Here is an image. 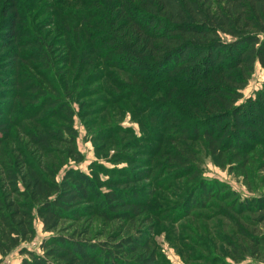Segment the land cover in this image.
Returning a JSON list of instances; mask_svg holds the SVG:
<instances>
[{
  "label": "trees",
  "instance_id": "trees-1",
  "mask_svg": "<svg viewBox=\"0 0 264 264\" xmlns=\"http://www.w3.org/2000/svg\"><path fill=\"white\" fill-rule=\"evenodd\" d=\"M88 6L83 18L96 25L89 35L94 32L98 38L100 56L113 57V68L163 94V100L152 106L158 109L156 121L169 119L180 129L167 131V140L180 146L203 138L218 164L226 155L239 158L256 153L264 173V83L253 96L244 95L257 67L264 70V0H88ZM18 18L14 10L0 19L4 32L0 53L13 46L0 57V147L24 95L36 103L29 108L36 112L49 104L47 93L25 87L21 80V50L29 40H19ZM37 50L50 67L46 47L38 43ZM59 104L64 106L62 101ZM41 125L36 124L38 129ZM77 135L74 127L64 125L62 130L36 135L34 143L47 150L64 146L79 160L81 155L74 149ZM132 148L128 145L124 152H116L115 161L139 164L141 157L128 154ZM187 149L168 152L157 177L162 179L167 168L172 170L168 174L196 180L187 192L184 210L202 209L210 197L222 196L231 200L229 208L235 213L255 215V224L264 223V196L242 198L220 183L213 189L200 178ZM146 164L118 171V179L107 180L95 171L89 175L72 168L58 182L49 165L28 163L20 155L17 170L0 179V261L34 237L35 211L51 236L42 241L41 254L23 249L22 255L29 258L22 264H157L151 227L98 243L80 225L91 214L107 222L140 218L146 208L143 197L126 188L149 180L152 161ZM153 182L160 185L162 180ZM153 186L145 195L153 192ZM152 223L146 217L145 225ZM223 241L231 249L233 263L228 264L264 263L263 235L244 231L238 239L223 236Z\"/></svg>",
  "mask_w": 264,
  "mask_h": 264
},
{
  "label": "rangeland",
  "instance_id": "rangeland-1",
  "mask_svg": "<svg viewBox=\"0 0 264 264\" xmlns=\"http://www.w3.org/2000/svg\"><path fill=\"white\" fill-rule=\"evenodd\" d=\"M14 10L19 16V40H29L28 46L21 50L24 58L21 80L26 83L25 87L47 93L49 104L38 107L36 112L29 109L36 103L30 102L27 95L18 104L10 134L0 147V179L8 171L17 170L20 155L28 163L49 165L58 182L72 168L89 175L95 171L103 180L118 179L121 176L118 171L143 168L151 160L149 180L126 188L141 193L145 213L136 221L113 222L91 214L80 225L89 230L92 241L104 243L111 236H127L151 227V249L157 254V264H228L233 263L231 249L223 236L238 239L244 231L264 236V223L255 224V215L235 213L229 208L231 200L222 196L210 197L202 209L184 210L187 192L195 179L168 174L172 170L167 168L162 170V179H157L161 177L160 168L167 161V153L188 148L200 178L213 189L220 183L242 198L264 196V173L256 153L242 154L239 158L226 155L218 164L203 138L180 146L167 140V131L180 129L169 119L156 121L158 109L153 110L152 106L163 100V94L144 88L131 74L113 68L110 65L113 57L100 56L95 45L98 38L93 37L94 32L89 35L96 25L83 18L89 10L88 0H0V19ZM3 33L0 30V37ZM38 43L46 47L51 57L50 67L37 50ZM10 49L13 46L1 52L0 57ZM263 83L264 70L257 67L244 91L245 98L262 89ZM57 99L61 100L54 105ZM61 101L63 107L59 104ZM38 121L42 123L40 129L36 126ZM64 125L74 127L78 133L74 149L81 155L79 160L64 146L47 150L34 143L36 135L62 130ZM128 145L134 147L128 154L141 157L136 166L115 161V153L124 152ZM153 180H162V183L158 185ZM151 184H154L153 192L145 195ZM102 191L107 188L103 187ZM33 213L34 237L2 257L0 264H22L24 258H29L22 255L23 249L42 253V241L51 234L44 232L40 218ZM146 217L152 220L151 225H145Z\"/></svg>",
  "mask_w": 264,
  "mask_h": 264
}]
</instances>
